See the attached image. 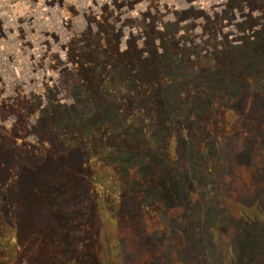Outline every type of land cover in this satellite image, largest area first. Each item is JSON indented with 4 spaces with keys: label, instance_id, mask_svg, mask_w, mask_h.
I'll return each mask as SVG.
<instances>
[{
    "label": "rangeland",
    "instance_id": "1",
    "mask_svg": "<svg viewBox=\"0 0 264 264\" xmlns=\"http://www.w3.org/2000/svg\"><path fill=\"white\" fill-rule=\"evenodd\" d=\"M0 264H264V0H0Z\"/></svg>",
    "mask_w": 264,
    "mask_h": 264
},
{
    "label": "trees",
    "instance_id": "2",
    "mask_svg": "<svg viewBox=\"0 0 264 264\" xmlns=\"http://www.w3.org/2000/svg\"><path fill=\"white\" fill-rule=\"evenodd\" d=\"M41 196H42V195H41ZM41 196H39L40 198H37L38 196L34 198L36 201H38L39 204L44 202V199H43V197H41ZM31 226H32V224H31ZM32 227H33V226H32ZM47 231H48L49 234H51L49 230H47Z\"/></svg>",
    "mask_w": 264,
    "mask_h": 264
},
{
    "label": "flooded vegetation",
    "instance_id": "3",
    "mask_svg": "<svg viewBox=\"0 0 264 264\" xmlns=\"http://www.w3.org/2000/svg\"><path fill=\"white\" fill-rule=\"evenodd\" d=\"M218 7H215L214 9H217Z\"/></svg>",
    "mask_w": 264,
    "mask_h": 264
}]
</instances>
